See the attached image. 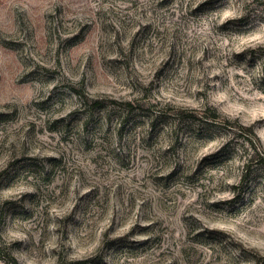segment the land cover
I'll use <instances>...</instances> for the list:
<instances>
[{
	"label": "rangeland",
	"instance_id": "374dc122",
	"mask_svg": "<svg viewBox=\"0 0 264 264\" xmlns=\"http://www.w3.org/2000/svg\"><path fill=\"white\" fill-rule=\"evenodd\" d=\"M263 64L264 0H0V250L264 264Z\"/></svg>",
	"mask_w": 264,
	"mask_h": 264
},
{
	"label": "trees",
	"instance_id": "16d2710c",
	"mask_svg": "<svg viewBox=\"0 0 264 264\" xmlns=\"http://www.w3.org/2000/svg\"><path fill=\"white\" fill-rule=\"evenodd\" d=\"M264 65V64H263ZM263 70H264V66H263ZM73 93H75L76 95H78V97L81 99L85 110L86 108L88 110H92V109H96V108H103L104 106L102 104H104L103 101L101 100H90V98L88 97V95H86L85 91L82 90H77V89H72ZM125 106H127L128 108L133 109L134 106L132 104V102H125L124 103ZM3 115H0V117H2ZM196 116H193V118H195ZM221 115L215 110L213 114H207L205 117L207 122H210L214 125L221 123L220 120ZM201 118V119H203ZM197 119V118H196ZM224 126H226V124H223ZM85 126L87 127V123H85ZM240 130H243L245 132L241 133L240 136H243L247 143L248 150L251 151L250 157L247 160V163L245 164L246 167L249 169L250 165H261L264 167V149L262 147L261 141L258 138L257 134L255 133L254 129H252L251 127H245L243 125H239L238 126ZM0 252L2 254H4V261L7 264H18V261L10 254L5 252L4 250H0ZM0 253V255H1ZM254 259V258H253Z\"/></svg>",
	"mask_w": 264,
	"mask_h": 264
}]
</instances>
